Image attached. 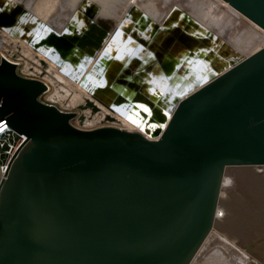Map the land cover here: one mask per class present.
Listing matches in <instances>:
<instances>
[{
	"label": "water",
	"instance_id": "obj_1",
	"mask_svg": "<svg viewBox=\"0 0 264 264\" xmlns=\"http://www.w3.org/2000/svg\"><path fill=\"white\" fill-rule=\"evenodd\" d=\"M225 1L264 28V0ZM47 88L0 62V117L27 136L0 187V264H192L217 226L264 263V46L179 100L157 138L111 113L81 128L41 99ZM97 101L108 107L93 95L78 108L95 115ZM231 167L252 183L235 206L223 197Z\"/></svg>",
	"mask_w": 264,
	"mask_h": 264
},
{
	"label": "rangeland",
	"instance_id": "obj_2",
	"mask_svg": "<svg viewBox=\"0 0 264 264\" xmlns=\"http://www.w3.org/2000/svg\"><path fill=\"white\" fill-rule=\"evenodd\" d=\"M219 1L221 0H167V2L165 0H0V19L6 21L9 28H6L4 32L6 50L13 53L20 61V72L25 76L40 78L48 82L49 89L42 94V100L55 104L62 110L78 111L79 114L74 122L77 126L85 129L101 125L104 112L91 115L90 109L85 111L79 109L77 106L85 103L83 95L86 92L96 93L97 87L106 84L107 80H102L101 77L106 72L105 64L109 56L108 64L110 59L118 58L117 55H120L121 58L129 55L130 51L128 52L127 48L130 47L131 53H133L139 45L146 41L147 37L151 35L150 29H152L153 23H157V20H153L154 12L167 17V19L164 17V21H169L164 23L166 29L178 30L199 37L201 34L203 40L206 37L204 42L189 48L190 50L180 58L177 67L175 66L171 74L169 73V76H165L161 81L155 82L152 79L150 83L137 76L141 68L139 63L133 66L134 63L127 62L129 67L125 66L129 70L134 69L135 71L130 73L126 69L127 72L125 71L123 78L131 80L141 87L145 96L142 97L138 94L134 97L137 88L132 87V91H129L130 94L125 99L127 100L126 104L117 109L121 114L122 122L113 124L128 130L140 131L149 138H156L164 129L161 125L168 120L167 116L173 113L172 110L174 111L179 100L227 70L233 64L232 62L239 61L247 54L256 51L254 48L257 42L251 47V40L257 35L256 27L252 26L253 21L250 22V19L245 18L241 12L231 6L227 10L219 9L216 5L214 9L217 10L213 9L211 13L205 11L206 8L210 9V4H218ZM2 15L5 16L1 17ZM169 15L170 18H168ZM87 20L96 23L91 28L90 25L87 26ZM55 26L57 27L55 28ZM63 26L65 29H61ZM52 28L53 30L50 31ZM84 28L85 30L82 31ZM88 30L89 35L85 39H80L81 34ZM215 32L216 34H213ZM211 34L215 36L212 38L209 36ZM221 40L222 42L224 40V45L220 48ZM210 42H213L214 45ZM216 46L220 48L219 52H216L218 49ZM125 47L126 50H123ZM208 51L209 53L212 51L209 56L214 61L213 64L208 62ZM192 53L196 55H192ZM113 55H116V58ZM98 56L100 57L98 58ZM190 58L192 61L196 59L197 62L188 64L191 61ZM185 63L188 64L184 68L187 71L178 69ZM121 72H124V67H121ZM104 77L106 78V76ZM97 78H100L101 82H97L95 80ZM158 105L162 108H158ZM84 113L86 114L85 119L81 120L80 116ZM248 174V171H242L236 167L228 169L223 197L229 206L240 203V199H243L244 195L248 193L249 189L247 191L246 189L252 185L246 179L245 175ZM241 182L247 183L246 186L243 187ZM246 202L247 205H252L250 200L246 199ZM228 220L225 215L222 221L223 226L228 230L233 229V224ZM261 220V223L264 222V217ZM213 231L239 250L228 248L218 238L210 236L192 264H201V262L202 264H206L205 262L208 264H210L209 262L211 264H233V261L234 264L238 261V264H250L252 259L257 263H263L245 250L236 240L229 237L220 227L217 226ZM217 246L222 250H218ZM240 250L251 259L239 252ZM218 251L224 252L220 255ZM209 254L212 255L211 259ZM227 255L228 259H226ZM229 259H231L230 263Z\"/></svg>",
	"mask_w": 264,
	"mask_h": 264
},
{
	"label": "bare ground",
	"instance_id": "obj_3",
	"mask_svg": "<svg viewBox=\"0 0 264 264\" xmlns=\"http://www.w3.org/2000/svg\"><path fill=\"white\" fill-rule=\"evenodd\" d=\"M165 2H167V0H165ZM224 4H226V5H224ZM211 6H210V9L208 10L207 8H206V10L205 11H207V12H212V10L214 9V7H216V5L218 6L217 8H221V9H223V8H225V9H229V6H231L227 1H225V0H221V1H219V3L218 4H210ZM231 7H233V6H231ZM158 8H159V6H158ZM234 8V7H233ZM235 9V8H234ZM214 10H217L216 8L214 9ZM237 10V9H236ZM238 11V10H237ZM64 12H66V11H64ZM216 12V11H215ZM242 14V13H241ZM153 20L155 19V20H157L156 22L157 23H153V26H152V29H150L152 32L150 33L151 35H149L148 37H147V39H146V41L143 43V44H141V45H139V47L138 48H136V50L133 52V53H131V50H130V47L129 48H127L128 49V52L130 51V53H129V55L127 54V55H125V57L124 58H121V57H119L120 55H117V57L118 58H116L114 55V57L116 58V59H110L111 61H110V63L108 64V62H109V58H110V56H109V58H108V60H106V64L105 63H103V64H105V70H106V72H105V70H103L104 72H105V74L103 73L102 75V77H101V79L102 80H107L106 81V84H104L102 87H97V90H96V93H92V92H86L84 95H83V97H84V100L86 99V98H92V96L93 95H96V96H98V98H101V100L105 103V104H107L108 105V107H110V108H108L107 106H105V105H103V104H101L99 101H97L98 102V104H100L101 106H102V112H104V115L106 114V113H111V114H113V116H115L116 117V122L115 123H121L122 122V118H121V114L118 112V107L119 106H121V105H123V104H126V102L125 101H127V100H125L126 98H127V95H129L130 93H129V91L131 90V88L132 87H129V86H126L127 84H131V82L129 83L128 81H126L125 79H123V81H125L127 84L125 85L124 83H120V82H122V79L121 78H123V76H124V74H125V71H126V67L125 66H127V67H129V63L130 62H132V63H134L133 64V66H136V64L137 63H139L140 65H144V64H147L148 63V60H152V62L151 63H154L155 61H157L158 60V62L157 63H155V67H154V69L153 70H155L154 72H156L157 74H155V76H154V80H155V82L156 81H161V80H163L164 79V77L165 76H169V73L171 74V72L173 71V69H175V66L178 64V62L180 61V58L182 57V55L186 52H188L190 49V47L191 46H193L194 47V45H197V43H198V41H199V43H202V42H204L205 41V39H206V37L204 38V40L201 38V36H203V35H201V34H199L200 35V37L199 36H193V35H190L189 33V36H191V37H193L195 40H198L197 41V43L195 42V40L194 41H192L191 39H188L187 37H185V35L184 34H181V32H178V30H171V29H166V25L164 24L165 22L167 23V22H169L168 20H166V21H164V17H166V16H160L157 12H154L153 13ZM244 15V14H243ZM3 16H5V15H2L1 17H3ZM245 16V15H244ZM158 17H160L159 19H158ZM168 18H170V15H169V17ZM245 18H247L248 20L250 19V18H248L247 16H245ZM166 19H167V17H166ZM244 19V18H243ZM171 20V19H170ZM0 21L4 24V26H2V32H5V29L6 28H8L7 27V25H6V21H4V20H2V19H0ZM62 21V20H61ZM88 21V23H87V26L89 27V25L91 26V28L94 26V24L96 23V22H93V21H90V20H87ZM215 21V20H214ZM250 22H252V20L250 19L249 20ZM204 23V22H203ZM212 23H213V21H212ZM159 24V25H158ZM215 24V23H214ZM253 24V25H252ZM252 26L253 27H256V32H257V35L254 37V39L253 40H251V47H253L252 45L253 44H255L256 42H257V45H256V47L254 48L255 50H258L259 48H261L262 46H264V28L263 27H261L260 25H258L257 23H255L254 21L252 22ZM57 25V24H56ZM59 26V25H58ZM57 26H55V28H56ZM177 27V26H176ZM9 29V28H8ZM61 29H65V27L63 26ZM182 29V28H181ZM53 30V28L50 30V31H52ZM85 30V28L82 30V31H84ZM184 30V29H183ZM255 30V29H254ZM81 31V32H82ZM81 32H79V33H81ZM217 32H219L218 30H217ZM73 33V32H72ZM71 34V33H70ZM86 34H89V30L88 31H86L85 33H83V34H81V36L83 35H86ZM213 34H216V32L215 33H213ZM48 35V34H47ZM46 35V36H47ZM217 35H219L218 33H217ZM205 36V35H204ZM207 36V35H206ZM209 36H213L212 34L211 35H209ZM215 36V35H214ZM213 36V37H214ZM212 37V38H213ZM225 37V36H224ZM42 39H43V37H41ZM136 38V37H135ZM139 38H141V37H139ZM143 39H144V36L142 37ZM202 39V40H199V39ZM230 38V37H229ZM223 39H225V38H223ZM232 39V38H231ZM259 40H261V41H259ZM212 41H213V39H212ZM226 41V40H225ZM132 42V41H131ZM214 42V41H213ZM212 42V43H213ZM231 42H232V40H231ZM36 43V42H35ZM44 43V42H43ZM211 43V42H210ZM211 43V44H212ZM221 46H219L220 48L222 47V45H224V40H223V42H222V40H221ZM235 43V42H234ZM42 44V43H41ZM121 44V43H120ZM131 44V43H130ZM192 44V45H191ZM122 45V44H121ZM132 45V44H131ZM212 45H214V44H212ZM217 45H219V44H217ZM235 45V44H234ZM38 47V46H37ZM122 47V46H121ZM127 47V46H126ZM126 47H125V49H123V50H126ZM208 47V46H207ZM212 47V46H211ZM217 47V46H216ZM132 48V47H131ZM209 48V47H208ZM213 48V47H212ZM211 48V49H212ZM218 48V47H217ZM220 48H218V49H216L217 51L216 52H219V49ZM105 49V48H104ZM107 49V48H106ZM202 50H203V48H201ZM201 49L199 50V51H201ZM210 49V50H211ZM251 49H253V48H251ZM107 50H110L109 48L107 49ZM122 50V49H121ZM209 50V49H208ZM214 50V49H213ZM104 51V50H103ZM204 51V50H203ZM110 52V51H109ZM113 52V51H112ZM114 52H116V51H114ZM194 52V51H193ZM211 53H212V51H210ZM214 52V51H213ZM253 52H255V51H253ZM252 52V53H253ZM103 53H105V51L103 52ZM103 53H100V54H102L103 55ZM200 53V52H199ZM211 53H209V51H208V53H207V56H208V58H209V60H211V61H209L208 60V62H210V64H213L214 63V61L212 60V58H211V56H209V54H211ZM251 53V54H252ZM99 54V55H100ZM114 54V53H113ZM193 54H195V53H192V55ZM219 54V53H218ZM251 54H247L245 57H247V56H249V55H251ZM101 55V56H102ZM107 55V54H106ZM112 55V54H111ZM191 55V54H190ZM196 55V54H195ZM100 56H98V58H99ZM218 57V56H217ZM221 57V56H220ZM42 58V57H41ZM98 58H97V61H98ZM104 58V57H103ZM232 58V57H231ZM243 59V58H242ZM241 59V60H242ZM102 60V59H101ZM100 60V61H101ZM162 60V61H161ZM190 60H191V58H190ZM94 61V60H93ZM103 61V60H102ZM188 61H189V59H188ZM195 61L197 62V60L195 59ZM195 61H190L188 64H192L193 62H195ZM236 61H238V60H236ZM236 61H234V62H236ZM240 61V60H239ZM89 62V61H88ZM127 62H129V63H127ZM100 63V62H99ZM102 63V62H101ZM233 63V62H232ZM187 63H185L184 65H182V66H180L178 69H181V70H185L184 68L185 67H187V65H186ZM195 64V63H194ZM99 66H101L100 64H98ZM109 65V66H108ZM186 65V66H185ZM215 65V64H214ZM103 66V65H102ZM108 66V67H107ZM158 66V68H156ZM190 66V65H189ZM121 67H124V72H121ZM177 67V66H176ZM230 67V66H229ZM102 68V67H101ZM156 68V69H155ZM103 69V68H102ZM152 70V71H153ZM127 71H129V68L127 69ZM126 71V72H127ZM185 71H187V70H185ZM181 72V71H180ZM54 76H56L55 74H53ZM90 76V75H89ZM99 76V75H98ZM104 76H106V78L104 77ZM100 77V76H99ZM48 78V77H47ZM92 79V78H91ZM100 78H97V79H95L97 82H101L100 80H101ZM54 80V79H53ZM53 80H52V82H53ZM211 80V79H210ZM209 80V81H210ZM55 81V80H54ZM57 81V80H56ZM94 81V80H93ZM95 81V82H96ZM92 82V81H91ZM146 82H150L151 83V81H149V80H146ZM57 83V82H56ZM171 83V82H170ZM47 84H48V86H49V83L47 82ZM89 84V83H88ZM156 84H158V83H156ZM57 85V84H56ZM84 85H86V84H84ZM162 85V84H161ZM168 85V84H167ZM52 86V85H51ZM125 86H126V88H125ZM133 86V85H132ZM163 86V85H162ZM164 86H166L165 84H164ZM169 86V85H168ZM170 86H172L171 84H170ZM84 87V86H83ZM122 87H124L123 88V91H121V88ZM163 88V87H162ZM166 88H167V86H166ZM160 89V88H159ZM132 91V90H131ZM158 93V92H157ZM159 94V93H158ZM163 99V98H162ZM165 99V98H164ZM177 99V98H176ZM167 101V100H166ZM168 102V101H167ZM160 104V103H159ZM167 104V103H166ZM169 105V104H168ZM157 106V105H156ZM159 107L158 108H160L161 106L160 105H158ZM75 107V106H74ZM78 107V106H77ZM162 108V107H161ZM168 108V107H167ZM164 110V109H163ZM72 111H75L76 113H77V116H78V111H76V110H72ZM161 112V111H160ZM164 112V111H163ZM162 112V113H163ZM172 112H173V110H172ZM166 113V112H165ZM164 115H166V114H164ZM167 115H168V112H167ZM166 115V116H167ZM76 116V117H77ZM170 116H171V114H169V116H167L168 117V119L170 118ZM75 117V118H76ZM74 118V119H75ZM74 119H73V123L75 124V122H74ZM167 121L168 120H166L165 121V123L163 124V125H161V127L162 128H165L166 127V124H167ZM153 122V121H152ZM160 123V122H159ZM87 124V123H86ZM76 125V124H75ZM154 125V124H153ZM144 127H146V126H144ZM146 129V128H145ZM162 130H164V129H162ZM159 136V135H158ZM157 138V137H156ZM262 221V220H261ZM214 233V231H212V233H211V235L210 236H212V237H216V238H218L219 239V241L221 242V243H224L228 248H235V246H233V244L231 245V243H229V242H227L226 240H224V239H222L220 236H218V235H216L215 233ZM210 236H209V238L208 239H210ZM207 239V240H208ZM229 245V246H228ZM219 249L218 250H220L221 248L219 247V246H217ZM212 249V248H211ZM236 250H239V249H237V248H235ZM214 250V249H213ZM222 250V249H221ZM217 251V250H216ZM209 252H210V250H209ZM219 252V251H218ZM222 252H224V251H222ZM221 252V253H222ZM239 252H241L242 254H244V255H246L247 256V254L246 253H243L241 250L239 251ZM220 253V252H219ZM221 253H220V255H221ZM230 253V252H229ZM208 254V253H207ZM227 254V253H226ZM226 254H225V257H226ZM210 255V254H209ZM212 255H213V253H212ZM212 255H210V259H211V256ZM218 255V254H217ZM235 255V254H234ZM206 256V255H205ZM213 257H214V255H213ZM249 259H251L249 256H247ZM246 257V261L248 260V258ZM218 258V257H217ZM231 258V257H230ZM238 257H236V259H237ZM209 259V258H208ZM213 259V258H212ZM223 259V258H222ZM221 259V260H222ZM226 259H228V255H227V258ZM232 259V258H231ZM231 259H229V263H230V260ZM242 259V258H241ZM205 260H207L206 258H205ZM220 260V261H221ZM233 260V259H232ZM235 260V259H234ZM237 260H239V259H237ZM201 261H202V258H201ZM217 261V260H216ZM224 261H226V260H224ZM242 261H244V260H242ZM214 262V261H213ZM197 263H198V261H197ZM206 264H208L207 262H205ZM210 264H211V262H209ZM239 263V261L237 262V263H235V264H238ZM247 263H250V262H247ZM251 263H253V264H261V263H257V262H255L253 259L251 260ZM250 263V264H251ZM200 264V263H199ZM201 264H202V262H201ZM230 264H232V263H230ZM233 264H234V261H233ZM245 264V263H244ZM263 264V263H262Z\"/></svg>",
	"mask_w": 264,
	"mask_h": 264
},
{
	"label": "built area",
	"instance_id": "obj_4",
	"mask_svg": "<svg viewBox=\"0 0 264 264\" xmlns=\"http://www.w3.org/2000/svg\"><path fill=\"white\" fill-rule=\"evenodd\" d=\"M4 32L0 36V62L6 58L17 64V70L20 72V61L13 53L6 50V40ZM25 76V75H24ZM29 77V76H27ZM47 83V82H46ZM48 85V84H47ZM49 86L46 91H48ZM42 99V96H41ZM27 136L24 133H19L12 128L6 117H0V187L3 181L7 178L11 161L19 151L20 147L26 141Z\"/></svg>",
	"mask_w": 264,
	"mask_h": 264
}]
</instances>
